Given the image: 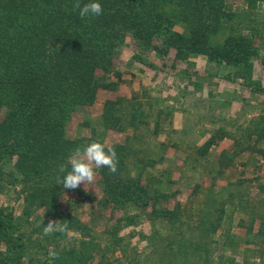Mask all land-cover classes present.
<instances>
[{"label": "trees", "instance_id": "trees-1", "mask_svg": "<svg viewBox=\"0 0 264 264\" xmlns=\"http://www.w3.org/2000/svg\"><path fill=\"white\" fill-rule=\"evenodd\" d=\"M75 2L0 0V264H49L50 250L59 257L52 264H264V0H95L102 14L85 18ZM128 43L132 62L178 72L195 90L220 72L240 87L232 99L241 113L202 98L185 140L169 144L185 146L186 173L202 179L185 201L170 189L167 157L149 155L142 143L144 126L155 136L172 124L171 105L116 94L103 102L100 122L132 134L107 145L94 130L68 132L101 90H118L116 58ZM196 57L215 72L194 69ZM190 131L207 136L187 140ZM225 139L231 145L219 150ZM92 142L114 148L118 159L115 173L96 168L102 229L63 204L72 189L57 183L73 151ZM49 220L70 233L43 235Z\"/></svg>", "mask_w": 264, "mask_h": 264}, {"label": "rangeland", "instance_id": "rangeland-1", "mask_svg": "<svg viewBox=\"0 0 264 264\" xmlns=\"http://www.w3.org/2000/svg\"><path fill=\"white\" fill-rule=\"evenodd\" d=\"M231 7L240 9L243 6L240 3H234ZM132 52V43H128L122 47L116 58L118 71L114 78L120 82L118 90L116 92L101 90L96 104L83 107L76 112L69 123L68 132L73 136L78 134L90 135L94 130L102 134L107 145L123 141L128 134H132L131 130L119 132L103 129L100 122L103 102L107 98L114 97L116 94L143 95L145 98L151 99L157 108H166L167 105H171L170 107L173 110L172 124L164 123L163 130L155 136H151L148 126H144L142 133L146 134L143 137L142 143L144 142L148 147L149 155L159 157L161 154H164L167 157V161L164 162L163 167H170L174 179V182L170 185V189L172 191L178 190L177 198L185 201L192 190L193 183L202 179H200L199 174H191L188 171L186 173L184 162L186 156L185 146L177 148L169 144L180 137H183L185 140V126L189 125V121L193 120L196 115L195 111L198 108V106H195V103L202 98H214V100L223 101L225 109L233 116L241 113L243 110L242 103L232 99V96L239 95L240 87L236 82L220 78L222 77L221 74H224L220 72L212 81L205 82L204 88L201 91L195 90L193 87H189L187 82H182L185 76L178 72H159L153 68L132 62L130 60ZM153 59L158 61L155 57ZM193 61L195 63L194 69L206 73L207 69L211 68L215 72L214 65L208 64L204 58L196 57L193 58ZM257 73H261L260 65L257 66ZM245 93L249 97V94ZM225 96H227V99H223L226 98ZM256 105V101H254L250 106H246L245 109L248 114L252 115L258 109ZM195 120L197 121L198 118H194L193 121ZM206 136L205 132L197 133L196 136V134L190 131L186 139H194L200 143ZM231 143L232 140L230 139L221 141L219 150L229 147ZM158 167H162V164ZM241 169L239 168V170ZM94 171V182L86 186L84 183H81L79 187L69 191L63 198V204H69V207L78 212L84 220L93 221L99 229H102L106 222V216L105 214H100L97 208L98 198L101 196V187L97 169L94 168ZM245 174L248 177H253L255 174L254 167L251 165L245 168ZM9 197L14 200L16 193L13 192ZM2 199H4V196Z\"/></svg>", "mask_w": 264, "mask_h": 264}, {"label": "clouds", "instance_id": "clouds-1", "mask_svg": "<svg viewBox=\"0 0 264 264\" xmlns=\"http://www.w3.org/2000/svg\"><path fill=\"white\" fill-rule=\"evenodd\" d=\"M74 9H79V15L81 18L88 17L90 14L92 16L101 15L103 12V7L101 3L93 2L86 3L81 6L79 0L73 5ZM68 165H70V170L61 179L57 177V183L62 185L65 189H76L84 183L86 185H91L95 180L94 168L107 167L111 173L117 171L118 159L117 153L114 148H108L105 151V145L100 142H92L88 145L77 147L73 154L68 159ZM66 166H61L60 171L64 172ZM70 229L67 223H62V221L49 220L47 225L43 228V235L47 236L54 232H60L69 234ZM49 264L52 261L58 259V253L55 251H49Z\"/></svg>", "mask_w": 264, "mask_h": 264}]
</instances>
